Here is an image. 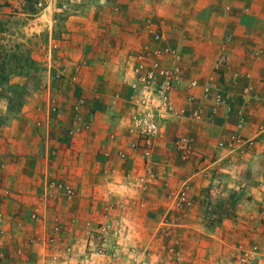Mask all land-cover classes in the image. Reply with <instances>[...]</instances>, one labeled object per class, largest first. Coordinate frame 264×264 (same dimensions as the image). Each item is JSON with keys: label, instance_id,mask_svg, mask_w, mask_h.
I'll return each instance as SVG.
<instances>
[{"label": "crops", "instance_id": "1", "mask_svg": "<svg viewBox=\"0 0 264 264\" xmlns=\"http://www.w3.org/2000/svg\"><path fill=\"white\" fill-rule=\"evenodd\" d=\"M68 10L60 47L73 55L58 50V60L76 83L40 88L0 126V264H129L132 246L155 264H176L171 252L180 264H264V0H85ZM167 47L177 58L163 53L161 65L177 66L180 86L145 167L128 129L133 69L142 49ZM80 95L89 123L74 113ZM49 180L76 197L48 194ZM183 185L189 202L177 209L166 192ZM112 203L120 218L107 221L122 242L96 257L86 243Z\"/></svg>", "mask_w": 264, "mask_h": 264}, {"label": "rangeland", "instance_id": "2", "mask_svg": "<svg viewBox=\"0 0 264 264\" xmlns=\"http://www.w3.org/2000/svg\"><path fill=\"white\" fill-rule=\"evenodd\" d=\"M84 2L85 0H0V126L8 115L21 111L40 88H45L56 82H61V85L66 82L72 85L76 83V75L70 74L67 69L69 64L58 60V50H65L67 55H73V52L68 53L70 49L60 46L62 42L68 40L67 36L72 33L66 29V20L72 12L68 8L72 9L73 5L79 8ZM76 99L74 113L77 118H80V121L89 123L87 122L89 118L86 121L82 120L81 112L82 108H86V102H89L90 99L82 95ZM92 112L93 110L87 106L88 117ZM128 129L130 134L132 133L137 139V148L141 151L145 167L151 166V157L147 160L143 156L144 142L138 131L132 125ZM131 147L133 148L132 145ZM56 182L70 187L73 195L68 197L60 191H50L46 188L48 194H59L69 202L76 197V192L71 186ZM179 189L166 192V197L171 200L173 207L182 209L185 206L179 202L176 195ZM186 191L189 200L188 187ZM234 206L233 208L229 206L225 212L220 214L229 215ZM138 208L143 209L144 207L139 206ZM126 209L124 208V210ZM120 210L121 207L113 203L101 208L99 217L103 220L97 223L95 229L91 231L92 237L87 240L86 249H93L99 245L100 241L96 233L98 228L105 221L111 220L110 218H120ZM150 214L152 212L148 211V215ZM220 214L218 217L221 216ZM207 218L209 217L207 216ZM108 222L111 224L110 221ZM92 251L90 250V253ZM105 255L107 256V254ZM171 259L175 260L176 264L181 262L174 252Z\"/></svg>", "mask_w": 264, "mask_h": 264}, {"label": "built area", "instance_id": "3", "mask_svg": "<svg viewBox=\"0 0 264 264\" xmlns=\"http://www.w3.org/2000/svg\"><path fill=\"white\" fill-rule=\"evenodd\" d=\"M148 32L155 41L163 40L158 30L149 29ZM163 53H170L173 58H177V53L171 47L162 51L157 48H144L137 55L133 69L134 81L131 85L132 94L129 96V104L135 113L131 121L144 142L143 156L147 160L151 157L152 141L158 132L159 118L172 110L169 92L175 85L180 86L177 66L164 67L161 65ZM219 146L223 144L220 143ZM47 188L50 191H60L68 197L73 195L70 187L63 186L56 181H50ZM186 190L187 186L183 185L176 194L179 202L184 206L189 202ZM96 233L100 242L93 248V252L98 256L114 250L122 242L118 225L113 226L108 221L101 224ZM129 252L131 253L129 264H155L149 261L146 249L132 246Z\"/></svg>", "mask_w": 264, "mask_h": 264}, {"label": "trees", "instance_id": "4", "mask_svg": "<svg viewBox=\"0 0 264 264\" xmlns=\"http://www.w3.org/2000/svg\"><path fill=\"white\" fill-rule=\"evenodd\" d=\"M210 225H215L216 223H209Z\"/></svg>", "mask_w": 264, "mask_h": 264}]
</instances>
